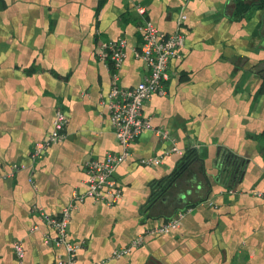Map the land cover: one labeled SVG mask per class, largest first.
<instances>
[{"label": "crops", "instance_id": "1", "mask_svg": "<svg viewBox=\"0 0 264 264\" xmlns=\"http://www.w3.org/2000/svg\"><path fill=\"white\" fill-rule=\"evenodd\" d=\"M137 4L167 34L184 8L183 56L171 62L166 93L144 104L154 129L134 139L116 170L120 201L87 198L72 210L68 238L82 244L74 264H264V0H0V264L68 256L42 212L60 215L86 190L87 161L121 150L104 103L112 69L98 48L126 38L119 84L134 88L146 77L135 54L143 41ZM57 110L67 115L66 137L34 161ZM174 147L196 149L202 160L165 201L154 188L177 167ZM227 151L244 163L233 185L221 178ZM151 156L161 163L142 162ZM181 210L177 228L155 230ZM138 237L130 253L113 255Z\"/></svg>", "mask_w": 264, "mask_h": 264}, {"label": "built area", "instance_id": "2", "mask_svg": "<svg viewBox=\"0 0 264 264\" xmlns=\"http://www.w3.org/2000/svg\"><path fill=\"white\" fill-rule=\"evenodd\" d=\"M136 9L143 17V23L139 27L143 41L141 46L136 49L135 54L145 62L148 73L136 87H122L119 84V71L127 57V40L124 37H119L101 41L98 55L101 59L108 61L112 69L111 89L104 103L109 110L110 119L120 142L121 150L120 152H108L102 159L90 158L87 161V188L82 193L76 192L70 203L63 207L60 215L53 216L44 211L42 212L44 220L55 231L57 246H63L68 254L66 258L59 257L56 264H74L76 253L82 245L80 242H73L68 238L71 213L77 207V204L87 198H91L108 205H114L122 198L123 191L116 177V170L120 164L131 156L134 139L141 132L154 129L151 121L144 116V104L154 94L166 93L165 84L172 76L171 62L183 56L182 49L185 45L186 35L180 25L187 19V15L183 11L184 8H182L179 16L178 28L169 34L162 32L152 20L145 16L146 6L137 4ZM67 122L66 113L62 110H57L51 133L35 145L32 153L34 161L41 160L52 143L62 141L66 137L65 127ZM156 132L162 137L168 136L167 131L157 129ZM172 150L184 155L176 147ZM161 161V156H151L142 159V162L147 165L160 164ZM238 178L233 177L228 179V181L233 185ZM184 214V210L179 211L175 217L155 230L169 232L177 228ZM141 242L142 238L138 237L130 245L116 249L113 255L115 257L126 255L138 247ZM15 249L18 257L22 259L25 256L23 245L20 242H16ZM105 263L106 260H102L96 264Z\"/></svg>", "mask_w": 264, "mask_h": 264}, {"label": "trees", "instance_id": "3", "mask_svg": "<svg viewBox=\"0 0 264 264\" xmlns=\"http://www.w3.org/2000/svg\"><path fill=\"white\" fill-rule=\"evenodd\" d=\"M240 6H241V2L240 3L238 2L237 7L241 8ZM197 156H198V152L196 149L187 150L184 153V155L181 157L178 168L170 175L169 179L166 181V184L164 186H161V184L159 183L158 186L154 188V197L158 198V197H162L163 195H165L166 192L164 191H166L167 186L170 183L174 182L175 180H178L191 167V165L195 163L196 160H198ZM223 158H226V160L228 158H231L236 164H240L243 162V159L237 158L233 153L228 152V151L224 152ZM243 168L244 167H242V172H241V169H239V167L237 170H235L234 172L235 174L233 175V177H239V178L234 183L240 180L243 174ZM226 181L229 182L228 179H226ZM231 184L232 183H230V185Z\"/></svg>", "mask_w": 264, "mask_h": 264}, {"label": "water", "instance_id": "4", "mask_svg": "<svg viewBox=\"0 0 264 264\" xmlns=\"http://www.w3.org/2000/svg\"><path fill=\"white\" fill-rule=\"evenodd\" d=\"M183 156V155H182ZM181 156V157H182ZM181 157H180V159H181ZM197 158L198 159H201L200 158V156L198 155L197 156ZM180 159H179V161H180ZM223 159V162L221 163V165H220V167H221V178H224V179H232L233 178V175L235 174L234 172H235V170H237L238 169V167H239V169H241V172H242V166H244V163L242 162V163H240V164H236L234 161H233V159H231V158H228L227 160H226V158H222ZM202 160V159H201ZM179 161H178V164H177V167H176V169L178 168V165H179ZM203 163H204V172H205V174H206V178H208V180H209V182L211 183V179H210V177H209V175H208V171H207V169H206V165H205V161L203 160ZM238 166V167H237ZM175 169V170H176ZM169 177H170V175L169 176H167V178H165V179H163L161 182H160V184H161V186H164L165 184H166V181L169 179ZM180 179V178H179ZM178 179V180H179ZM178 180H175L174 182H172V183H170L168 186H167V188H166V191H164V192H166L167 194H171V191H172V189H175V188H177L178 187V185H179V181ZM158 186V185H157ZM163 197V200H167V198H168V196H162ZM154 210L155 211H158L159 213H163V214H167V213H169L168 211V209H166V208H163V209H161V208H157V209H155L154 208Z\"/></svg>", "mask_w": 264, "mask_h": 264}]
</instances>
